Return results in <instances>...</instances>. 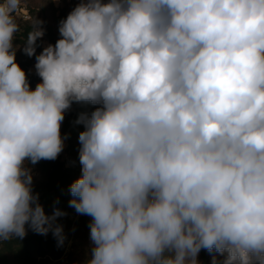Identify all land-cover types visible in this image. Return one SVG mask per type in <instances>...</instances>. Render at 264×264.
Masks as SVG:
<instances>
[{
  "label": "clouds",
  "instance_id": "9594fccd",
  "mask_svg": "<svg viewBox=\"0 0 264 264\" xmlns=\"http://www.w3.org/2000/svg\"><path fill=\"white\" fill-rule=\"evenodd\" d=\"M20 3H0V242L63 243L26 164L58 158L85 102L69 207L91 217L86 264H264V0H80L39 55L33 20L34 90Z\"/></svg>",
  "mask_w": 264,
  "mask_h": 264
},
{
  "label": "trees",
  "instance_id": "16d2710c",
  "mask_svg": "<svg viewBox=\"0 0 264 264\" xmlns=\"http://www.w3.org/2000/svg\"><path fill=\"white\" fill-rule=\"evenodd\" d=\"M64 13L61 12L56 18L58 24L66 18ZM32 28L33 25L30 23L20 24L19 31L14 34L13 47L16 50V62L25 71L29 85L34 90L36 85L41 82L37 72H30L36 59L35 56L29 57L23 52ZM48 30L49 41L54 45L56 40L52 30L50 28ZM43 43V37L37 40V55L42 51ZM96 107L99 105L74 102L71 108L66 111L65 119L61 125V135L65 137L64 145H67L69 157L78 161V168L80 166L79 159L77 160L80 149L78 136L84 130V126L76 121L82 113L90 115ZM32 166L39 174V178L33 182V192L39 194V202L44 207L45 213L52 215L57 208L66 213L56 221L63 227L64 240L61 244L51 231L46 235H41L31 228H27V235L23 239L13 238L0 242V264H43L45 260L59 261L63 259L69 245L68 256L71 262L81 258L82 264H86L91 255L90 229L88 227L91 217L79 215L74 208L69 207V200L72 198L69 187L81 175L76 170L66 167L59 159L41 160ZM72 217L74 218L72 219Z\"/></svg>",
  "mask_w": 264,
  "mask_h": 264
},
{
  "label": "rangeland",
  "instance_id": "374dc122",
  "mask_svg": "<svg viewBox=\"0 0 264 264\" xmlns=\"http://www.w3.org/2000/svg\"><path fill=\"white\" fill-rule=\"evenodd\" d=\"M1 1V0H0ZM80 2V0H29V9L31 12L32 20L29 22L33 25V20L42 21L41 27L44 29L42 50L50 43L49 41V28L52 30L55 40L60 38L58 31L59 24L56 22V18L61 12H65V16L70 13V11ZM20 25V24H18ZM30 72H36L35 65L30 68ZM73 111V109H71ZM67 147V145H66ZM79 159V153L77 154V160ZM69 168L76 170V172L81 175V165L77 167L78 161L69 158ZM27 167L32 169L33 182L39 178L38 172L30 164H26ZM74 217H72L73 219ZM70 252V245L68 246L63 259L59 261L45 260L43 264H82V259L78 258L75 262H71L68 254ZM73 260V259H72ZM223 257H217L218 264H221ZM198 264H212V255L207 251L202 250L198 256Z\"/></svg>",
  "mask_w": 264,
  "mask_h": 264
},
{
  "label": "built area",
  "instance_id": "2783aa9c",
  "mask_svg": "<svg viewBox=\"0 0 264 264\" xmlns=\"http://www.w3.org/2000/svg\"><path fill=\"white\" fill-rule=\"evenodd\" d=\"M1 1L3 2V0ZM28 2L29 0H21L19 8L16 10L15 13H13L18 24L29 23L32 20ZM66 148V145H64V149L57 159L63 162L66 167H69L70 157Z\"/></svg>",
  "mask_w": 264,
  "mask_h": 264
}]
</instances>
